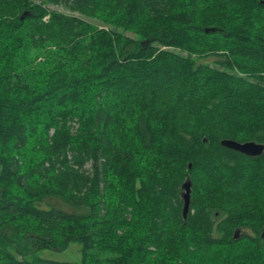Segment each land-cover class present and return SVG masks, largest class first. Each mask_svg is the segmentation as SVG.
<instances>
[{"label":"trees","instance_id":"1","mask_svg":"<svg viewBox=\"0 0 264 264\" xmlns=\"http://www.w3.org/2000/svg\"><path fill=\"white\" fill-rule=\"evenodd\" d=\"M223 138L264 144V0H0V264H264Z\"/></svg>","mask_w":264,"mask_h":264},{"label":"water","instance_id":"2","mask_svg":"<svg viewBox=\"0 0 264 264\" xmlns=\"http://www.w3.org/2000/svg\"><path fill=\"white\" fill-rule=\"evenodd\" d=\"M23 18V16H21ZM209 30L213 31V28H206L205 31L208 32ZM222 146L230 148L232 150L238 151L242 154L248 155V156H259L264 150V144L255 142L252 140L247 141H238L230 138H223L219 142ZM191 167V163H188V168ZM182 216L184 219H186L189 207H190V187L191 182L189 180H186L182 183ZM240 234V230H236L234 234V238H237ZM261 238L264 240V227L261 230Z\"/></svg>","mask_w":264,"mask_h":264},{"label":"rangeland","instance_id":"3","mask_svg":"<svg viewBox=\"0 0 264 264\" xmlns=\"http://www.w3.org/2000/svg\"><path fill=\"white\" fill-rule=\"evenodd\" d=\"M33 2H39V0H31ZM45 6L48 7V9L51 10H58L60 12H63L65 14L69 15H79L75 12L70 11L65 6L61 4H48L44 3ZM210 58L205 59V62H209ZM195 61L199 62L201 61L198 58H194ZM36 256L45 258V259H51V260H60V261H74V262H80L81 260V245L78 242H72L69 244V246L62 250V251H54L50 249H44L39 250L35 253Z\"/></svg>","mask_w":264,"mask_h":264}]
</instances>
